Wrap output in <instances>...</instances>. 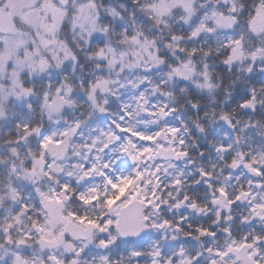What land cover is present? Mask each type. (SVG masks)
<instances>
[{
  "label": "snow or ice",
  "instance_id": "obj_1",
  "mask_svg": "<svg viewBox=\"0 0 264 264\" xmlns=\"http://www.w3.org/2000/svg\"><path fill=\"white\" fill-rule=\"evenodd\" d=\"M0 264H264V0H0Z\"/></svg>",
  "mask_w": 264,
  "mask_h": 264
}]
</instances>
